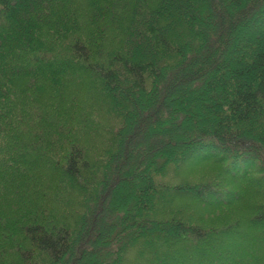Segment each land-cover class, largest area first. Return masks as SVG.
<instances>
[{
    "label": "trees",
    "instance_id": "16d2710c",
    "mask_svg": "<svg viewBox=\"0 0 264 264\" xmlns=\"http://www.w3.org/2000/svg\"><path fill=\"white\" fill-rule=\"evenodd\" d=\"M261 12L0 0V264H264V30L243 34ZM211 156L253 180L246 219H190L183 197L233 202L184 175Z\"/></svg>",
    "mask_w": 264,
    "mask_h": 264
},
{
    "label": "rangeland",
    "instance_id": "374dc122",
    "mask_svg": "<svg viewBox=\"0 0 264 264\" xmlns=\"http://www.w3.org/2000/svg\"><path fill=\"white\" fill-rule=\"evenodd\" d=\"M264 17V12H261L256 19V24H247L245 27V30L243 31V34L245 35H256V31H262L264 30V24L260 25L258 23L261 18ZM240 51L233 52L232 56L240 55ZM226 60V59H225ZM79 97H82L79 95ZM209 121L214 122L215 118L213 116H209ZM148 138H144L143 140L147 141ZM207 149V147H206ZM223 152V151H222ZM228 163V162H227ZM242 163V160H241ZM225 162L223 164H219L216 162V158L213 156L208 157L206 160L202 159L200 157L194 158L192 161L185 164V172L184 175L187 178H191L192 180H205V179H220L221 181L225 182L227 187L231 189L234 194V198L231 200L233 201L230 204H221L217 203V199L214 197H211L209 202L200 201V200H194L192 198H186L183 197V204L186 206V211L188 212L190 219L194 222H197L199 224H202L204 226H213V225H219L223 223L226 220H233L235 218H241L246 219L248 215L252 212L254 206L258 204L260 198L258 195L254 194L253 192V180L247 181L243 180L241 178H236L235 174L229 169L224 168ZM263 168V167H262ZM138 177H142L145 175V172L143 169L139 170L137 172ZM250 227V224L248 222L244 223V227L242 230V237L241 238H247L249 233L247 232ZM254 236V235H253ZM253 236H250L251 238ZM234 238V236H232ZM232 238V240H233ZM231 240V239H230ZM227 241H223L222 239H218L213 241L212 245H216L218 243H225ZM250 245L249 241L246 240H240L237 251L242 252L243 248L246 247V250L244 252L249 255L250 252L247 251L248 246ZM251 247V246H250ZM257 247V248H256ZM252 248L256 249V252L260 250L261 248L258 247V245L252 246ZM250 255H253V253H250ZM234 259L237 258V256L234 255ZM246 263H249V259H245Z\"/></svg>",
    "mask_w": 264,
    "mask_h": 264
}]
</instances>
